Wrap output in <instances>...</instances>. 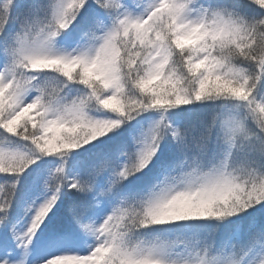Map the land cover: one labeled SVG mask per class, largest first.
Segmentation results:
<instances>
[{
	"label": "snow or ice",
	"instance_id": "6c2138e0",
	"mask_svg": "<svg viewBox=\"0 0 264 264\" xmlns=\"http://www.w3.org/2000/svg\"><path fill=\"white\" fill-rule=\"evenodd\" d=\"M0 264H264V0H0Z\"/></svg>",
	"mask_w": 264,
	"mask_h": 264
}]
</instances>
